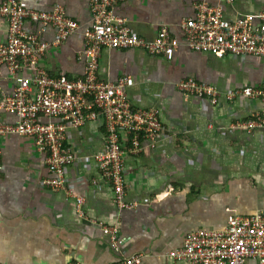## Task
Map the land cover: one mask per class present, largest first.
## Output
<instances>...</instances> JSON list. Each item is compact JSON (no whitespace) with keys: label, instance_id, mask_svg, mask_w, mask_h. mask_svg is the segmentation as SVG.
Wrapping results in <instances>:
<instances>
[{"label":"crops","instance_id":"obj_1","mask_svg":"<svg viewBox=\"0 0 264 264\" xmlns=\"http://www.w3.org/2000/svg\"><path fill=\"white\" fill-rule=\"evenodd\" d=\"M10 0H0V5ZM29 8L52 12L61 8L79 24L66 41L54 45L56 31L26 22L24 31L37 35L48 48L39 67L69 79L84 77L85 30L92 25L89 0H26ZM221 7L233 21L257 15L264 0H126L116 15L139 37L153 41L167 26L181 40L171 60L139 49L103 48L98 76L105 82L130 77L127 94L135 108L153 109L173 139L143 143L138 155H124L125 200L122 209L113 188L102 178L94 156L104 151L106 130L100 122L81 128L65 125V146L89 163L68 167L65 190L43 185L52 177L34 138L0 137V264H114L133 255L140 264H187L170 253L182 248L186 236L198 230H223L233 216H252L264 206V129L237 127L254 120L261 101L242 94L264 85V58H216L183 44L181 24L194 18L195 4ZM258 22V20L256 21ZM8 40V22L0 16V44ZM21 76L31 78L32 70ZM193 78L211 85L222 96L213 104L178 89ZM15 83L0 67V98L14 94ZM44 122L64 123L41 116ZM17 117L0 109V123ZM81 201V204H80ZM118 234L114 248L105 228ZM246 264H259L249 259Z\"/></svg>","mask_w":264,"mask_h":264},{"label":"built area","instance_id":"obj_2","mask_svg":"<svg viewBox=\"0 0 264 264\" xmlns=\"http://www.w3.org/2000/svg\"><path fill=\"white\" fill-rule=\"evenodd\" d=\"M126 0H89L92 25L84 32L86 68L83 78L69 79L53 75L39 67V59L48 44H39L37 35L24 31L26 22L56 31L54 45L66 41L79 29V24L68 18L61 8L41 12L29 8L26 0H10L0 5V16L8 22V40L0 44V67L5 66L15 83L12 97L0 103V109L13 113L16 124L0 123V137L12 134L32 137L44 154L52 174L43 185L53 190H65L66 173L76 161L89 163V158L75 156L64 144L65 125L81 128L88 122H100L105 128L106 146L94 156L102 178L113 188L122 209L136 204L125 200L124 155H138L143 143L155 145L162 139H173L153 109H138L132 105L127 88L130 77L117 82H105L98 76L101 51L106 49H139L153 56L171 60L182 45L167 26L159 36L145 40L131 31L126 21L116 15L115 5ZM232 1V0H227ZM194 18L181 24L183 44L194 52H208L216 58L224 56H257L264 58V5L257 15H247L228 21L221 7L206 2L195 4ZM258 20V22H256ZM32 70L31 78L21 76ZM178 89L187 96H197L213 104L219 102L221 92L215 87L188 78L179 82ZM242 94L261 101V110L254 120L240 122L237 127L249 132L264 129V85L246 88L228 95ZM41 116L60 119L64 123L44 122ZM1 153V148H0ZM81 204V201H80ZM118 246L115 229L104 227ZM170 257L187 264H246L253 259L264 264V206L252 216H233L223 230H198L189 233L181 249ZM141 256L133 255L114 264H140ZM77 264V263H74Z\"/></svg>","mask_w":264,"mask_h":264},{"label":"trees","instance_id":"obj_3","mask_svg":"<svg viewBox=\"0 0 264 264\" xmlns=\"http://www.w3.org/2000/svg\"><path fill=\"white\" fill-rule=\"evenodd\" d=\"M3 101H4V99L3 98H0V103L3 102Z\"/></svg>","mask_w":264,"mask_h":264}]
</instances>
